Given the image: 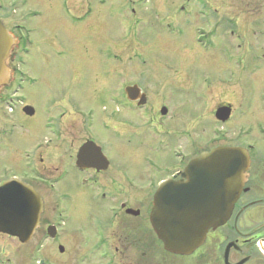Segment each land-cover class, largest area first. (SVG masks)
Listing matches in <instances>:
<instances>
[{"label":"flooded vegetation","instance_id":"obj_1","mask_svg":"<svg viewBox=\"0 0 264 264\" xmlns=\"http://www.w3.org/2000/svg\"><path fill=\"white\" fill-rule=\"evenodd\" d=\"M154 1L125 3L137 6V12L131 13L138 24L148 10L146 4ZM15 5L0 2V21L15 41L7 62L14 82L22 77L19 54L30 56L31 49H35L32 21L41 15L34 8L28 12L27 24L17 21L10 30L2 14ZM74 10L76 24L89 17L83 1H77ZM47 11L55 12L51 0ZM191 13L192 19L204 17L207 24V0L197 1ZM236 13L238 47L249 55L255 89L250 99H238L237 105L223 102L216 107L230 110L221 122L220 147L239 150L242 159L239 195L224 224L209 229L203 244L189 255L164 249L151 226V213L161 187L180 181L184 169L196 158L194 128L188 123L192 113L185 111L186 106L181 107L186 99H147L143 88L135 83L121 85V97L115 96L111 66L116 48L114 43L100 47L101 41L109 42L104 33L108 29L94 19L87 24L85 39L78 38L75 54L83 51L87 61L86 65L81 61L76 64L74 76L81 75L79 68L84 67L87 75H95L91 87L99 92L101 81H106L107 88H112L103 99H93L87 105L76 103L72 97L60 99L54 102L60 105L59 110L49 103L43 111L29 101L0 99V149L18 129L31 137V146L17 151L24 170L20 175L6 176L0 184L18 180L31 187L42 202L39 223L28 242L0 233V264H56L48 256L53 247L63 257V264H264V0H238ZM245 22L250 24L252 38L247 49V33L240 25ZM68 25L74 32L78 28L74 23ZM23 33L30 38L28 44ZM81 34L78 30L77 36ZM57 55L61 56L59 51L54 53ZM247 55L240 56L246 69ZM47 56L44 52L43 57ZM100 67L99 77L94 69ZM30 81L35 88L36 77L30 76ZM131 86H137L145 99H128L126 88ZM25 108H29V115ZM244 111L260 117L248 124L234 122V113ZM180 121L187 124L181 126ZM74 133L79 138L73 137ZM126 152L137 158L132 165L136 167L135 175L124 169L131 162L121 160ZM84 210L89 212L85 223L78 222L76 230H69L72 219L83 221Z\"/></svg>","mask_w":264,"mask_h":264},{"label":"rangeland","instance_id":"obj_2","mask_svg":"<svg viewBox=\"0 0 264 264\" xmlns=\"http://www.w3.org/2000/svg\"><path fill=\"white\" fill-rule=\"evenodd\" d=\"M2 1L5 5L16 4L14 7L4 8L6 13L2 14L6 27L10 30L17 21L27 24L28 12L34 8L41 15L39 19L32 21L36 30L33 36L35 49H31V52L35 54H19L18 64L22 77L14 82L13 76L9 85L0 91V99L29 101L41 111L49 103L54 110H59L60 105H55L54 102H60V99L72 97L82 105H87L93 99H103L112 88H107L109 85L106 81H101L99 92L91 87V83L96 82L93 79L95 75H87L89 73L86 74L84 67L79 68L80 77L74 76L76 64L81 61L82 65L87 61L82 55L83 51L79 55L75 54L78 38L85 39L88 35L87 24L94 19L108 29L104 33L109 42L101 41L100 47L108 48L113 45L110 43H114L117 50L116 60L111 66L115 96L121 97V85L135 83L143 88L147 99H186L181 107L186 106L185 111L192 113L189 118L187 114L183 116H187L188 123L194 128L196 158L223 143L221 123L214 116L216 107L223 102L237 105L238 99H250L255 89L249 55L246 50L240 51L238 47V0H207V24L204 17H191V11L199 0H161L163 3L153 0L154 2L146 4L148 10L143 19L138 17L141 19L138 24L131 13L134 10L137 12V6L125 3V0H51L54 14L47 11L48 0H0ZM77 1H83L85 13L90 11L89 17L86 15L84 22L78 24L74 22V6ZM248 1L250 0H244L246 3ZM174 5L177 12L172 13ZM13 9H17L18 13L15 14ZM65 23L67 27H64ZM68 23L77 25V30L74 32ZM51 25H54L52 29ZM240 25L243 32L247 33L245 37L249 45H246V49L250 48V24L245 22ZM78 30L82 31L79 36ZM200 34L204 37H200ZM23 38L28 44L30 38L27 33H23ZM54 51H59L61 56L55 57ZM44 52L50 56L44 58ZM92 53L95 54L94 49ZM242 53L249 58L248 69L241 61ZM100 70L101 67L94 69V74L100 77ZM30 76L36 77L35 88H32ZM105 89L106 92H102ZM251 114L252 112L248 115L247 111L240 115L235 112L233 120L248 124L260 117L257 113ZM185 121H180L179 124L185 126ZM74 136L79 138L77 133ZM30 138L27 131L18 129L13 137L5 139L4 146L0 149V180L22 173V157L17 158V153L31 146ZM145 152L142 149V153ZM125 154L121 160L131 162L124 169L129 175H135L136 167L133 169L132 165L137 158L130 156L131 153ZM140 154L139 152L138 155ZM153 157L156 159V155ZM82 212L83 221L72 219L69 230L74 231L79 223H85L89 212ZM48 256L56 264L64 263L63 257L54 247Z\"/></svg>","mask_w":264,"mask_h":264},{"label":"water","instance_id":"obj_3","mask_svg":"<svg viewBox=\"0 0 264 264\" xmlns=\"http://www.w3.org/2000/svg\"><path fill=\"white\" fill-rule=\"evenodd\" d=\"M15 44L0 21V91L11 81L8 59ZM128 99H145L137 86L126 88ZM29 108L24 112L29 115ZM229 108L220 107L215 119L225 121ZM239 150L215 147L192 160L176 183L157 192L151 226L167 252L189 255L199 248L209 229L220 227L230 216L239 195ZM42 212L39 196L26 184L11 180L0 184V233L26 243Z\"/></svg>","mask_w":264,"mask_h":264}]
</instances>
